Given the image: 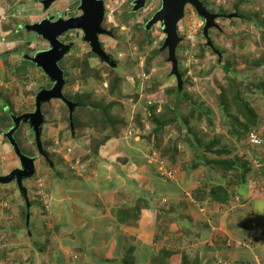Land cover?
Masks as SVG:
<instances>
[{
    "label": "rangeland",
    "instance_id": "obj_1",
    "mask_svg": "<svg viewBox=\"0 0 264 264\" xmlns=\"http://www.w3.org/2000/svg\"><path fill=\"white\" fill-rule=\"evenodd\" d=\"M76 1L54 0L46 6L39 0H0V104H7L3 112L11 119L6 124L1 118L0 137L8 139L19 167L0 175V264H93L83 242L89 241L87 235L72 221L54 227L48 185L80 172L82 162L101 164L99 148L115 138H124L123 147L152 165L155 174L176 182L172 202L159 200L157 209L174 214L167 224L170 246H205L206 262L213 263L210 251L220 235L234 245L230 256L240 252L239 261L224 255L227 264H264V0H201L216 15L206 34V19L185 3L177 24L175 70L162 19L149 23L161 0H145L138 8L136 0H102V26L110 31L100 37L104 56L93 54L71 33V49L60 63L70 78L62 93L73 105L70 109L60 98L43 102L42 124L45 118L61 124L52 138L33 139L23 123L15 128L10 117L16 105L24 108L29 95L33 107L36 92L47 85L32 61L47 42L28 27L59 14L65 19L71 6L80 12ZM18 23L25 29L5 33ZM2 127L7 128L4 135ZM251 133L262 139L261 145H251ZM70 139L86 153L66 156L62 145ZM140 205L136 199L122 211L137 220ZM66 213L75 217L71 209ZM105 226L104 218L92 224L102 233ZM193 234L194 242H183ZM244 250L253 261L246 260ZM188 252L176 254L182 264H197Z\"/></svg>",
    "mask_w": 264,
    "mask_h": 264
},
{
    "label": "crops",
    "instance_id": "obj_2",
    "mask_svg": "<svg viewBox=\"0 0 264 264\" xmlns=\"http://www.w3.org/2000/svg\"><path fill=\"white\" fill-rule=\"evenodd\" d=\"M42 74V81L47 83L49 81L48 77L43 72ZM40 76L41 75H37L39 78ZM20 88L23 87L20 86ZM26 98H28V100L22 103L24 108H20V105L15 106V115L16 113L20 115L26 114L35 110V107H30L31 95ZM6 107V103L0 104V112ZM32 108L34 110H31ZM13 112L14 111L11 110L12 115H14ZM11 114L10 117L12 118L13 116ZM1 117H3L7 121L6 124H8L9 117L6 114L1 115ZM50 117H52V115H50ZM44 120L46 123L50 122L53 127L47 126L46 123L41 124L39 127V140L52 138L53 131L56 132L58 126L61 124L58 119H56L55 124H53L52 121H48V118ZM21 121L24 126H26L27 131L31 132L33 139H36L34 128H32L28 122L24 121V119ZM5 130H7V128L2 127L1 132L3 133ZM123 140L125 139L115 138L107 140L99 148L96 159H101V164H92L89 161V164L82 162L77 168L80 172H75L73 176L67 175L66 178H57L50 182L48 187L51 186V192L49 193L50 200H48V207L51 208L49 214H52L53 221L55 220L54 227H57L62 221H72V224L78 228V232L87 235L89 244L87 240H83V242L89 250L93 264H182L183 259L180 256L185 250H189L188 257H190V260L194 257L193 261L197 264L226 263L227 261L224 255H229L228 253L230 251L228 249L234 247V245L228 244L227 240L223 241L221 237H219L220 235H216V239L219 241L210 251V258H212L211 253L213 252V263L206 262V254H209V252L207 251L208 248L205 249V246H198V249L195 245L190 249V245H185L182 249L178 250L176 247L168 244L170 242L169 239L173 238V235L170 233L172 229L169 228L167 224L169 220L173 219L174 214L172 212L166 213V211L159 214L157 213V209L159 207V200L167 203H169V201L172 202V198L176 194V182L174 183L172 179L161 178L155 174V171L152 170V165H144L142 159L139 161L140 155H136L131 152V150L128 151L126 147H123L126 144ZM113 142L117 143L120 147L112 146L116 145ZM78 145V141H75L73 144L71 139L67 140V142L62 145V147H65L63 153L66 154V156L68 154L72 155V157L80 153L84 155L86 149L80 148ZM66 147L68 151H65V149L67 150ZM13 154L14 152L10 149L8 139H6V137L4 139L1 134L0 175L11 168H13V170L15 167L19 168L16 166L18 162L16 161L15 164L13 161L15 157ZM138 161L139 165H136L134 162L137 163ZM85 164L88 166L85 167ZM81 169H86L88 173L82 174ZM143 169H145V171ZM146 175H148V178H145ZM64 198H66L69 207L66 206V202L62 200ZM136 199L140 200L141 205L138 209V212L140 211L138 218L134 220V218H131V215L129 216L130 213L124 214L125 212L122 210H128V207L133 205ZM260 202L258 201L257 205H261L259 204ZM176 203L179 204L178 201ZM201 204H203V202H201ZM70 209L72 213L75 211L76 218L72 217L71 219V215L66 213ZM199 209L202 211V208ZM223 210L224 209H222V211ZM188 213L189 212H187V214ZM224 213L226 212L224 211ZM257 213L260 215L261 212L257 211ZM197 214L200 215L201 213L198 212ZM114 215H119L122 218H114ZM102 216L106 221L103 233L101 230L97 231L96 228L92 227V224L97 222L98 219H103ZM108 217L110 218L108 219ZM163 220L166 221L163 222ZM77 222H80V224H77ZM88 223L89 225H87ZM88 226L91 229H89ZM85 227L89 229V232ZM60 228L63 229L64 227L60 226ZM131 228L133 231L129 233L128 230L130 231ZM123 229L124 233L121 234L120 232ZM229 229L230 231L231 229L234 230L233 228ZM204 234L208 235L209 233L208 231H204ZM188 237L190 238L183 239V242L186 240L194 242L192 238L195 239L197 236L193 234ZM249 250L252 251L251 248H249ZM244 251L243 253L246 254V260L253 261L252 253L247 252V250ZM130 253L131 257L128 256ZM199 253H201V256H199ZM239 255L240 252L233 254V256H229L233 258L237 256L238 259L234 260L239 261ZM183 264L190 263L184 262ZM258 264L260 263L258 262Z\"/></svg>",
    "mask_w": 264,
    "mask_h": 264
},
{
    "label": "water",
    "instance_id": "obj_3",
    "mask_svg": "<svg viewBox=\"0 0 264 264\" xmlns=\"http://www.w3.org/2000/svg\"><path fill=\"white\" fill-rule=\"evenodd\" d=\"M50 1L51 0H47L46 6L50 4ZM144 1L145 0H136V8L142 6ZM185 3H190L195 10L206 19V24L203 28L204 34L207 33L208 27L213 24V19L216 17L215 14L209 12L203 6V2L201 0H161L160 9L155 13L153 20L149 23L162 19L163 30L166 34L165 45H168L169 47V59H171L174 64L173 70L176 68L175 47L180 40V37L178 36L177 24L183 13ZM79 11L82 13V16L79 18H73L68 21H59L58 23L52 24L45 21L28 27L29 29L32 28L33 30H36L40 34L42 33L43 38L51 45L49 49L39 51L36 56L32 57V61L35 62L36 65H38L46 74V76L54 82H52V86L50 88H41L37 92L35 96L34 111L21 114L17 117H12V121L16 125V128L18 123L24 119V121L28 122L31 127L34 128L36 139L39 135V127L43 121L41 112L43 102H48L54 98H60L70 109L73 105V103L62 93V87L65 80L63 71L58 65V62L61 60L63 55L69 50L70 44H65L56 36L69 29L80 28L83 32V39L90 45L91 51L99 56H104L103 50L100 48L98 34L106 31L107 33H110V31L101 28L104 18L103 1L79 0ZM22 195L25 194L22 192ZM26 206L29 208L28 201ZM26 217H29V213Z\"/></svg>",
    "mask_w": 264,
    "mask_h": 264
},
{
    "label": "flooded vegetation",
    "instance_id": "obj_4",
    "mask_svg": "<svg viewBox=\"0 0 264 264\" xmlns=\"http://www.w3.org/2000/svg\"><path fill=\"white\" fill-rule=\"evenodd\" d=\"M39 1H41L42 3H44V4H46V2H47V0H39ZM54 0H51L50 1V3H52ZM77 3V5L79 6V0H77L76 1ZM105 9V8H104ZM57 15V14H56ZM60 15V14H59ZM59 15H57V19L56 20H54V21H52V20H50V18H44L41 22H33V23H30L29 24V26H33V25H35L36 23H42V22H45V21H48L49 23H58L59 21H68V20H71V19H73V18H79L80 16H82V13L81 12H78V11H74V9H73V7L71 6V8H70V13H69V15H67V19L65 18V19H62V18H58V16ZM56 18V17H55ZM103 21H104V18H103ZM103 23V22H102ZM24 25H23V23H18L17 24V26H16V28H7L6 29V31H5V33H9V32H11V31H14V33H17L18 31H21V30H24L25 28L23 27ZM101 28L102 29H105L103 26H101ZM105 30H107V29H105ZM47 31V30H46ZM45 31V32H46ZM72 32H74V36H76V37H78L81 41H84V43H86L85 42V40L83 39V32H82V29H80V28H73V29H69V30H67V31H65L64 33H62V34H60V35H58V36H56L60 41H62V42H64L65 44H70V49H71V46H72V42H71V33ZM4 33V34H5ZM101 34H106L105 32H101V33H99L98 34V39H99V41H100V48H101V39H100V37H101ZM6 35V34H5ZM41 35H42V33H41ZM46 42H47V46H46V48L45 49H43V50H46V49H49L50 47H51V45H50V43L46 40V39H44ZM88 44V43H87ZM88 46H89V48H90V45L88 44ZM67 53V52H66ZM65 53V54H66ZM64 54V55H65ZM64 55H63V57L61 58V60L64 58ZM61 60L58 62V65H59V67H60V62H61ZM62 69V68H61ZM42 71V70H41ZM62 71H63V73L65 72L63 69H62ZM43 72V71H42ZM44 73V72H43ZM45 74V73H44ZM46 75V74H45ZM48 82L46 83L47 85H44L43 87H41V88H50L51 86H52V82H54V81H52V80H50L49 79V77H48ZM64 80H65V82H64V85H63V87L62 88H65V86H66V84H68V83H66V79H65V77H64ZM40 88V89H41ZM39 89V90H40ZM38 90V91H39ZM37 91V92H38ZM37 92H36V94H37ZM36 94H35V96H36ZM35 96L33 97V108L35 107ZM63 102V101H62ZM65 105H67L65 102H63ZM31 109V110H34V109ZM43 108H41V110H42ZM13 123V122H12ZM19 123H21L22 124V122H19ZM21 124H19V126L21 125Z\"/></svg>",
    "mask_w": 264,
    "mask_h": 264
},
{
    "label": "trees",
    "instance_id": "obj_5",
    "mask_svg": "<svg viewBox=\"0 0 264 264\" xmlns=\"http://www.w3.org/2000/svg\"><path fill=\"white\" fill-rule=\"evenodd\" d=\"M92 52V51H91ZM89 53H90V51H89ZM93 54H95L94 52H92ZM63 60V59H62ZM61 60V61H62ZM23 63H27V64H31V65H34L33 63H32V61L31 60H24V62ZM85 64H87V63H85ZM60 67L62 68V65H61V63H60ZM65 72H64V77H65V79H66V83H68L69 81H70V78H67V76H66V71H67V67L65 68V67H63L62 68ZM75 102L77 103L78 102V100L76 101L75 100ZM78 104L79 105H81V103L80 102H78ZM4 114V112H3V110H1V112H0V120H1V115H3ZM9 120H11L10 118H8ZM2 120H4V119H2ZM9 123V122H8ZM75 123V122H74Z\"/></svg>",
    "mask_w": 264,
    "mask_h": 264
},
{
    "label": "built area",
    "instance_id": "obj_6",
    "mask_svg": "<svg viewBox=\"0 0 264 264\" xmlns=\"http://www.w3.org/2000/svg\"><path fill=\"white\" fill-rule=\"evenodd\" d=\"M250 143L253 145H259L261 143V139L257 137L254 133L250 134ZM162 175H167L168 177L171 175V173L163 171Z\"/></svg>",
    "mask_w": 264,
    "mask_h": 264
},
{
    "label": "clouds",
    "instance_id": "obj_7",
    "mask_svg": "<svg viewBox=\"0 0 264 264\" xmlns=\"http://www.w3.org/2000/svg\"><path fill=\"white\" fill-rule=\"evenodd\" d=\"M91 50V49H90ZM61 68V67H60ZM63 76H64V73H63ZM249 138H250V136H249ZM261 139V138H260ZM249 142H250V139H249ZM262 144V139H261V143L259 144V145H261ZM252 146H258V145H253V144H251Z\"/></svg>",
    "mask_w": 264,
    "mask_h": 264
}]
</instances>
